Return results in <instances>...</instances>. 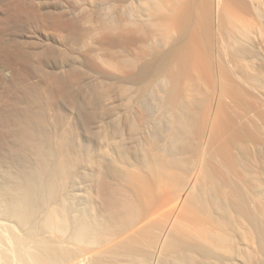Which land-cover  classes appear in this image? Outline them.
<instances>
[{"label":"bare ground","instance_id":"obj_1","mask_svg":"<svg viewBox=\"0 0 264 264\" xmlns=\"http://www.w3.org/2000/svg\"><path fill=\"white\" fill-rule=\"evenodd\" d=\"M24 1L73 60L0 32V264H264V0Z\"/></svg>","mask_w":264,"mask_h":264},{"label":"rangeland","instance_id":"obj_2","mask_svg":"<svg viewBox=\"0 0 264 264\" xmlns=\"http://www.w3.org/2000/svg\"><path fill=\"white\" fill-rule=\"evenodd\" d=\"M0 1H2V2H0V16H1L0 18L9 19L8 17L11 15L10 16V22H9L10 25L7 26L8 28L7 29H4V28H2L0 26L1 27L0 28V32L3 33V34L1 33V35H3L2 36V40L6 44L9 43V42H12V41L17 42L22 47V49H24L26 51H28V49H29V51L35 49V51L36 50L37 51H40V54L41 55L45 53V55H42L40 59H41V61L43 60L44 65L46 66L47 70L48 71H55V72L58 73L59 76L62 75L63 72H65V67L67 68V65L66 64H68V63L70 64L72 62V60H73V58H71L70 55H68L70 58L68 56L66 57L64 55V53H65V51H66L67 48H65V46H63V45H59L58 44V43H62V44L67 43V42H65V40H66V38H64L65 36H62L61 37V35L57 34V32L54 29L50 28L49 26H48L49 28L48 27H46V28L39 27L35 23V21L30 17V14L25 10V9H27V7H26L27 4L25 3L26 1H24V0H0ZM44 1H46V0H44ZM44 1L43 0H33V5L35 7H39V8L41 7L43 9L44 8L43 5L44 6L46 5ZM47 1H49V2H46V3H48V5H50L49 6L50 9L55 10V11H59V9L62 10L63 9L62 8L63 7L62 5H65V7H66V6H68V4L70 2L71 3L73 2L71 0H70V2H67L69 0H59V1L58 0H55V1H53V0H47ZM58 2L60 4H58ZM69 5H71V4H69ZM65 14L67 15V12ZM5 16H8V17H5ZM4 38L6 39L7 42L5 41ZM30 41H35V42L34 43L33 42L31 43ZM62 47L64 48V50L62 49ZM70 50H72V48H70ZM18 61L19 60H16L14 62L15 70H17L16 73H15V70H14V73L16 75H17L18 70H19L18 73H19V76L20 77L23 75L24 71H26L28 74L31 73L30 75H32L31 76L32 78L30 79L31 82L39 79V77H38L39 75L38 74H39L40 71H37L36 68L33 66V64H35V62H32V61L29 60L30 62H27V63H22L20 61H19L20 62L19 63ZM63 64L66 65L64 68H62V66H61ZM62 70H63V72H62ZM21 72H23V73L21 74ZM17 76L14 77V79L17 78ZM20 77H18L19 80H20ZM86 77L83 80H81V83L79 82L78 84H74V85H71L70 86V94H72L73 96H76L78 98L77 100H79V97H80V100L79 101H81V102H83V96H85V95H87V93H89L88 90L90 88H92V85H94V86L96 85L97 86V84H95L93 82L94 80L93 81H90L91 80L90 77H87V78ZM11 78H12L11 77V73L8 70H4V79L7 82L8 81L10 82L11 81ZM17 79L14 80V81H16V82L19 81ZM91 82H92V84H91ZM95 82H96V80H95ZM14 85H18V83L17 84L15 83ZM19 88H20V86L19 87L16 86L15 89H19ZM86 88H87V90H86ZM2 93H3L2 94V96H3L5 92L2 91ZM90 93H93V90L91 91V89H90ZM79 101L76 102L78 104L75 103L73 105V108L71 107L72 108L71 110L76 109L78 111V109H77L78 106H79V110L82 109V106L86 109V107H85L86 105H84L85 103L83 102L84 104L83 103L81 104V102H79ZM118 101L115 100L116 103ZM60 102H62V103H59V104H61L60 106H62L63 108H65L67 110L70 109V107L68 106V103L66 101H63V100L61 101L60 100ZM76 110L75 111H71L72 114L77 113ZM1 153L2 152L0 151V154Z\"/></svg>","mask_w":264,"mask_h":264}]
</instances>
